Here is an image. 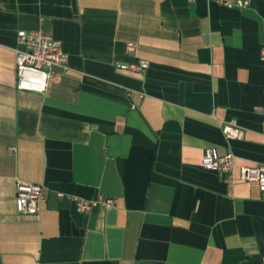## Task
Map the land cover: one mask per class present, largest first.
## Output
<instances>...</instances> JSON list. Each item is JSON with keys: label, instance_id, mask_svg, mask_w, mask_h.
I'll return each instance as SVG.
<instances>
[{"label": "crops", "instance_id": "obj_1", "mask_svg": "<svg viewBox=\"0 0 264 264\" xmlns=\"http://www.w3.org/2000/svg\"><path fill=\"white\" fill-rule=\"evenodd\" d=\"M249 1L0 0V264H264V195L239 179L264 162ZM38 29L68 58L44 94L16 88L17 32ZM138 59L145 76L119 67ZM210 148L234 155L232 183L201 165ZM17 181L43 187L36 214L17 212ZM74 197L115 204L81 214Z\"/></svg>", "mask_w": 264, "mask_h": 264}, {"label": "built area", "instance_id": "obj_2", "mask_svg": "<svg viewBox=\"0 0 264 264\" xmlns=\"http://www.w3.org/2000/svg\"><path fill=\"white\" fill-rule=\"evenodd\" d=\"M221 7L239 9L247 7L249 0H214ZM17 41L21 46L16 50V88L21 91H29L44 94L49 84L57 80L68 71L67 55L62 51L59 41L52 39L42 29L35 31L17 32ZM125 51L136 57L137 45L126 43ZM264 59V50L261 51ZM122 70H128L140 76H145L149 62L138 59L136 62L119 66ZM132 92H128L130 96ZM143 95L139 94L141 98ZM258 112L264 108H256ZM222 133L226 139L240 140L243 131L235 121H229L222 125ZM234 155L231 153L220 155L215 149H207L201 158V165L205 169L218 171L224 176L226 183L234 181ZM239 179L255 184L259 192L264 195V162L256 166L244 165L239 168ZM43 199V187L39 184L17 181L16 183V208L19 214H36L39 204ZM78 213L88 214L97 206L105 209L115 204V199L97 197L94 199L72 198ZM160 264V263H153Z\"/></svg>", "mask_w": 264, "mask_h": 264}]
</instances>
